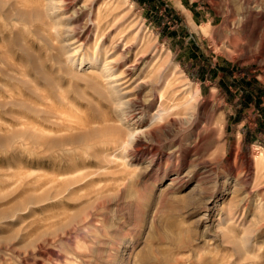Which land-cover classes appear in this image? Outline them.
Instances as JSON below:
<instances>
[{"label":"rangeland","instance_id":"1","mask_svg":"<svg viewBox=\"0 0 264 264\" xmlns=\"http://www.w3.org/2000/svg\"><path fill=\"white\" fill-rule=\"evenodd\" d=\"M49 4L0 0V264H264V0Z\"/></svg>","mask_w":264,"mask_h":264},{"label":"bare ground","instance_id":"2","mask_svg":"<svg viewBox=\"0 0 264 264\" xmlns=\"http://www.w3.org/2000/svg\"><path fill=\"white\" fill-rule=\"evenodd\" d=\"M54 1H57V0H49V5L50 6H52V7H54ZM59 1V0H58ZM60 3V2H59ZM48 5V4H47ZM57 11V10H56ZM40 12V11H39ZM52 12V11H51ZM44 15V14H43ZM63 16V15H62ZM56 18V17H55ZM57 19V18H56ZM64 28V27H63ZM110 29V28H109ZM108 31V30H107ZM109 33V32H108ZM106 34H107V32H106ZM96 35V34H95ZM57 36H59V35H57ZM104 36V35H103ZM58 38V37H57ZM102 39V38H101ZM61 43H63V42H61ZM64 43H66V41L64 40ZM61 45V44H60ZM102 51H103V49H102ZM101 51V52H102ZM99 55V54H98ZM105 55V54H104ZM67 56H69V55H67ZM82 56V55H81ZM89 56V55H88ZM94 56V55H93ZM101 57V56H100ZM91 58V57H90ZM81 59V58H80ZM67 60H68V62H71L72 61V58L71 57H68L67 58ZM84 60V59H83ZM88 60V59H87ZM108 60H111V59H108ZM108 60H107V58L106 57H103L102 56V58H100V60H94V61H89V64H90V67H92V66H96L97 67V72H98V74H99V76L102 78V80H104L105 81V83H106V89H107V92H108V94L110 95V98H111V100L114 102V105H115V107H114V105H113V109L115 108V112H116V114L115 115H117L119 118L122 116V115H124V108H123V101H122V96L120 95V93H119V90L117 89V86L115 85V82H116V79H115V77L117 76L116 74L114 75V73L112 72V70H111V67H110V65H109V62H108ZM86 63H88V62H86ZM70 64V63H69ZM74 65V64H73ZM65 66V65H64ZM78 67V66H77ZM73 68H74V66H73ZM129 68V67H128ZM127 68V69H128ZM130 68H131V66H130ZM92 70H94L93 68H92ZM130 70V69H129ZM66 71V70H65ZM128 71V70H127ZM69 72V71H68ZM93 72V71H92ZM115 76V77H114ZM48 80V79H47ZM52 81V80H51ZM116 83H118V82H116ZM56 88V87H55ZM120 88V87H119ZM178 94V93H177ZM160 95V94H159ZM122 97V98H121ZM160 98H162V97H160ZM159 98V99H160ZM111 102V101H110ZM10 103V102H9ZM7 104V103H6ZM6 104H4L5 106H6ZM17 103H15V104H13V105H16ZM20 105V104H19ZM28 105V104H27ZM3 106V105H2ZM4 106V107H5ZM17 106V105H16ZM22 106V105H21ZM20 106V107H21ZM30 106V105H29ZM27 107V106H26ZM22 108H23V106H22ZM27 108H29V107H27ZM30 108H32V107H30ZM34 109V108H33ZM38 111V110H37ZM50 111H45L44 112V121H50L51 120V118L53 117V115L54 116H56L55 115V112H52V114H49L48 115V113H49ZM164 113H165V111L163 110V109H161V108H158L157 110H156V112L155 113H153V114H151V119L150 120H152V121H157L158 119H160V118H162L163 117V115H164ZM48 116H51V117H48ZM116 117V116H115ZM122 118H124V117H122ZM125 118H126V116H125ZM122 120V119H121ZM59 122V121H58ZM151 124H152V122H151ZM48 125V124H47ZM51 125V124H50ZM53 126V125H52ZM99 128V127H98ZM92 129V128H91ZM28 130V129H27ZM141 130V129H140ZM139 130V131H140ZM146 130V129H145ZM144 130V131H145ZM20 131H22V130H20ZM53 131V130H52ZM134 131V130H133ZM137 131V130H136ZM143 130H142V132H144ZM15 132V131H14ZM141 132V131H140ZM103 134V133H110L109 135L111 136L110 138H111V141L114 143V144H116V145H119L120 147H122V146H127L128 144H130L134 139H135V137H136V132L135 133H132L131 131L129 132V134L127 133V137H126V139L124 138L123 139V133L121 132V130H120V127L119 126H117V125H112V126H107V127H104V128H99V129H92V130H87L86 132H83L82 134H79V135H77V136H73L72 138H70L71 139V141H73V142H77V141H83L84 139L85 140H87L88 138H93V136L95 135V134ZM139 132L137 131V134H138ZM12 135V134H11ZM27 135H28V133H27ZM51 134H49L48 133V130L47 129H44L43 131H42V133L40 134V136H39V140H38V142H39V145H40V148L42 149V151L43 152H49V151H51L52 149H58L59 147H61L62 145H64V143L62 142L63 140H61L60 139V136H59V138H57V136H50ZM24 136V135H23ZM99 136V135H98ZM106 136V135H105ZM31 137V136H30ZM34 137V136H33ZM65 137V136H64ZM95 137V136H94ZM101 137V136H100ZM13 138H16L14 135H13ZM7 138H5V137H2V136H0V142H2V141H5ZM10 139V138H9ZM9 139H7V140H9ZM30 139V138H29ZM109 139V138H108ZM11 140H12V138H11ZM25 141V140H24ZM102 141V140H101ZM100 141V142H101ZM6 142V141H5ZM103 142V141H102ZM8 143V142H7ZM80 143H82V142H80ZM79 143V144H80ZM87 143H88V141H87ZM68 144H72V142L71 143H68V142H65V145H68ZM107 144H109V142L107 143ZM64 145V146H65ZM74 144H72V146H73ZM84 145H85V142H84ZM89 145V144H88ZM7 146V145H6ZM76 146V145H75ZM119 147V148H120ZM105 148V147H104ZM113 151V150H112ZM109 152V151H108ZM48 154V153H47ZM110 155V154H109ZM51 156V155H50ZM97 156H98V154H97ZM100 157V156H99ZM97 158V157H96ZM109 156L107 155V153H105V152H102V154H101V160L104 162V163H108L109 162ZM98 160V159H97ZM30 162V161H29ZM100 164V163H99ZM102 164V163H101ZM39 165V164H38ZM33 166V165H32ZM104 167V166H103ZM104 169H105V167H104ZM92 170V169H91ZM29 171V170H28ZM77 170H74V172H76ZM93 171V170H92ZM103 171V170H102ZM33 172V171H32ZM74 172H70V174H73ZM98 172V171H97ZM85 173V172H84ZM88 173V172H87ZM93 173V172H92ZM67 173H61L60 175H62V176H64V175H66ZM91 174V173H90ZM94 174V173H93ZM92 174V175H93ZM95 174H97L96 172H95ZM100 174V173H99ZM34 175V174H33ZM45 175V174H44ZM89 175V174H88ZM87 175V176H88ZM101 175V174H100ZM34 177V176H33ZM89 177V176H88ZM41 178V177H40ZM85 178V177H84ZM46 179V178H45ZM48 179V178H47ZM82 179V178H81ZM79 181V179H78V177H76V176H74V177H70V179H68V180H64V181H61V182H58L57 184H59V185H57V187H56V189H55V192L53 193V194H51L50 192L49 193H44L42 196H41V199H43V200H47V199H52V198H57V197H59L60 195H62L63 194V192H65L66 190H69V189H71V186L73 185H75V183H77ZM49 182V181H48ZM79 184V183H78Z\"/></svg>","mask_w":264,"mask_h":264}]
</instances>
